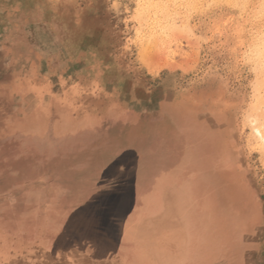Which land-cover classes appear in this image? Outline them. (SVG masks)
Returning a JSON list of instances; mask_svg holds the SVG:
<instances>
[{
    "label": "rangeland",
    "instance_id": "374dc122",
    "mask_svg": "<svg viewBox=\"0 0 264 264\" xmlns=\"http://www.w3.org/2000/svg\"><path fill=\"white\" fill-rule=\"evenodd\" d=\"M263 102L264 0H0V243L65 256L86 196L113 236L114 200L170 167L161 132L186 122L254 175L264 264Z\"/></svg>",
    "mask_w": 264,
    "mask_h": 264
},
{
    "label": "bare ground",
    "instance_id": "6f19581e",
    "mask_svg": "<svg viewBox=\"0 0 264 264\" xmlns=\"http://www.w3.org/2000/svg\"><path fill=\"white\" fill-rule=\"evenodd\" d=\"M260 112L250 122L253 140L264 149ZM182 127L186 129L180 133L169 132L172 126L161 132V148L173 161L170 167L140 185L129 199L114 200L106 219L113 236L97 228L105 221L108 204L86 196L82 208L86 229L65 256L47 258L30 243L16 241L0 243V264H262L260 194L254 175L248 179L241 168L243 156L231 149L223 128L212 134L202 127L196 133L188 131L186 122Z\"/></svg>",
    "mask_w": 264,
    "mask_h": 264
}]
</instances>
